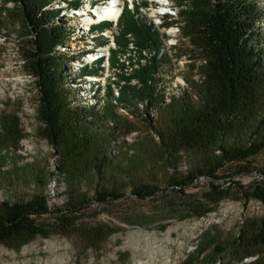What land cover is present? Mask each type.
<instances>
[{
    "label": "rangeland",
    "instance_id": "374dc122",
    "mask_svg": "<svg viewBox=\"0 0 264 264\" xmlns=\"http://www.w3.org/2000/svg\"><path fill=\"white\" fill-rule=\"evenodd\" d=\"M172 1L177 6L175 17L163 19L165 28H150L156 40V46L152 48L161 60L158 72H152V77L147 78L156 94L152 102L147 105L148 98L140 95L143 84L135 72L149 63L154 50L139 45L133 31H123L130 17L135 19L130 10H126L124 19L121 16L122 20L120 18L118 22L122 36L117 40V47L111 49L110 66L113 65L116 88L109 83L97 92L100 110H106L109 105L122 124L109 141L108 152L130 167L127 174L132 175V181L156 183L163 189L152 196L139 197L131 193L127 185L120 198L106 202L91 198L90 203L77 213L78 230L39 233L20 245L0 242V264H179L184 261L189 264H240L254 258L258 264H264V246L254 247V254L239 258L243 246L238 244L240 228L247 220L263 216L264 205L254 198L237 197L239 192L231 182L235 179L250 184L257 177L256 170L264 168V150L248 158L253 168L250 172L228 176L234 172V164L226 163L216 171L221 178L200 175L183 192L166 182L169 175L192 168L198 162L199 151L182 150L177 167L167 166L155 130L169 126L170 116L177 109V105L170 104L174 98L184 97L193 103L199 101L206 61L186 22L193 0ZM257 1L263 16L259 20L260 32L255 37L264 47V0ZM63 18L72 36L59 51L67 58L75 56L74 59L92 51V35L81 34L76 25L79 19ZM26 24L12 0H0V200H26L43 193L53 210L79 191L91 197L95 180L86 178L79 181L80 186L71 185L57 170L58 154L42 133L43 123L37 110L38 91L23 55L30 36ZM106 26L107 23H103L98 28L103 30ZM128 32L132 36H128ZM132 37L135 52L127 46ZM93 40L104 45L105 39L101 36ZM128 51L132 54L131 57L127 55L126 60L123 57ZM72 60L68 62L63 56L61 62L78 72ZM91 72L98 73L99 70L93 67ZM81 75L76 84H71L86 103L94 90L89 91L80 84ZM149 116L153 126L148 121ZM15 135L14 147L10 142ZM211 180L232 185L231 194L216 203L210 201L206 192ZM74 187L78 189L72 191ZM207 205H212V209L202 215L195 213ZM38 220L50 224L55 221V214H43ZM100 224L112 228L106 238L91 237L79 231L80 227Z\"/></svg>",
    "mask_w": 264,
    "mask_h": 264
},
{
    "label": "trees",
    "instance_id": "16d2710c",
    "mask_svg": "<svg viewBox=\"0 0 264 264\" xmlns=\"http://www.w3.org/2000/svg\"><path fill=\"white\" fill-rule=\"evenodd\" d=\"M12 1L27 23L30 36L23 55L38 91L42 133L58 154L57 170L71 185L80 186L79 181L86 178L95 180L91 197L79 191L53 210L43 193L26 200H0V242L20 245L39 233L78 230L77 213L91 198L98 202L120 198L127 185L139 197L152 196L163 188L148 181H132V175L127 174L130 167L108 152V143L122 124L109 105L101 111L97 105L83 103L81 94L75 92L71 83L79 74L91 73L94 66H85L77 72L61 62L63 56L68 62L75 56L67 58L59 51L72 34L61 10L47 8L55 0ZM193 3L186 22L206 56L202 95L197 103L184 97L174 98L170 104L177 105V109L170 116L169 126L155 130L167 166L177 167L182 150L199 151L198 162L192 168L169 175L166 180L181 192L200 175L221 178L216 171L226 163L234 164V172L228 176L252 171L248 158L264 150V47L255 37L260 32L263 10L257 0H193ZM135 15V19L131 16L125 23L123 31H133L139 45L154 50L149 63L135 72L143 84L140 95L148 98L149 105L156 94L147 78L152 77V72H158L161 60L152 48L156 46L152 27ZM148 121L151 124L150 116ZM16 138L15 135L10 142L14 147ZM256 171L257 177L248 185L235 179L231 182L239 192L237 197L254 198L264 205V168ZM231 186L211 180L206 196L216 203L231 194ZM76 190L74 187L72 191ZM212 207L207 205L195 213L202 215ZM50 212L55 214L54 222L45 224L38 220ZM79 231L102 239L112 228L100 224L83 226ZM238 244L243 246L239 258L254 254V247L264 246V215L245 222L238 232ZM240 264L258 263L254 258Z\"/></svg>",
    "mask_w": 264,
    "mask_h": 264
},
{
    "label": "bare ground",
    "instance_id": "6f19581e",
    "mask_svg": "<svg viewBox=\"0 0 264 264\" xmlns=\"http://www.w3.org/2000/svg\"><path fill=\"white\" fill-rule=\"evenodd\" d=\"M80 1L81 3L79 4ZM47 8L61 10V14L65 18L69 17L73 20L78 18L79 21L76 22V25L78 24L77 29L80 30L81 34L83 35L87 33V35H92V43H90L91 46H93L90 48L92 51L86 53L84 52V55L81 54V56L75 59L73 58L72 64L74 65L73 67L77 68L79 71H82L85 66L98 67V73L91 72L80 76L83 77V80L81 81L82 83L80 84H83L86 86V88H89V91L94 90L93 95L88 97V101L86 103L97 106L99 105L98 102H100L99 95L97 93L98 88L101 87L104 90L106 85L109 83H111L113 88H116V85H114V83H116L114 82L116 76L114 69H112L113 65L112 67L110 66V56L111 49L116 48L118 45V22L123 14L124 9L132 11L135 17V13H137L139 16H141V18L144 19L146 24L153 29H160L161 27L165 28L166 25L164 24L165 22L163 19L165 17H172L177 14V6L172 0H55L52 4L47 6ZM157 19H160V22H157ZM103 23H107V26L103 30H100L98 26L102 25ZM95 34L105 39L104 45H98V43L93 40L95 37H97H93ZM128 36H132L131 33L128 32ZM127 43L128 49L135 52L136 48L134 46L133 37L129 39ZM148 50H150V48H148ZM130 54L132 53L128 51L126 55L124 54L125 56L123 58L127 60L128 56L131 57ZM117 83L119 82L117 81ZM73 84H76V81ZM114 91L118 92L117 90Z\"/></svg>",
    "mask_w": 264,
    "mask_h": 264
}]
</instances>
